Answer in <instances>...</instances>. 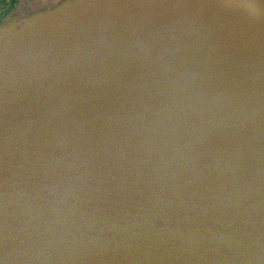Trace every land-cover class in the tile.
<instances>
[{
	"label": "water",
	"instance_id": "obj_1",
	"mask_svg": "<svg viewBox=\"0 0 264 264\" xmlns=\"http://www.w3.org/2000/svg\"><path fill=\"white\" fill-rule=\"evenodd\" d=\"M0 264H264V0H79L1 37Z\"/></svg>",
	"mask_w": 264,
	"mask_h": 264
},
{
	"label": "bare ground",
	"instance_id": "obj_2",
	"mask_svg": "<svg viewBox=\"0 0 264 264\" xmlns=\"http://www.w3.org/2000/svg\"><path fill=\"white\" fill-rule=\"evenodd\" d=\"M70 5L72 0H33L30 10L16 16L7 17L0 25V38L10 33L37 28L46 21L62 18L65 9L79 7V0Z\"/></svg>",
	"mask_w": 264,
	"mask_h": 264
},
{
	"label": "flooded vegetation",
	"instance_id": "obj_3",
	"mask_svg": "<svg viewBox=\"0 0 264 264\" xmlns=\"http://www.w3.org/2000/svg\"><path fill=\"white\" fill-rule=\"evenodd\" d=\"M17 1L18 0H0V22L6 17Z\"/></svg>",
	"mask_w": 264,
	"mask_h": 264
},
{
	"label": "rangeland",
	"instance_id": "obj_4",
	"mask_svg": "<svg viewBox=\"0 0 264 264\" xmlns=\"http://www.w3.org/2000/svg\"><path fill=\"white\" fill-rule=\"evenodd\" d=\"M14 7V6H13ZM12 9H10V11H11Z\"/></svg>",
	"mask_w": 264,
	"mask_h": 264
}]
</instances>
